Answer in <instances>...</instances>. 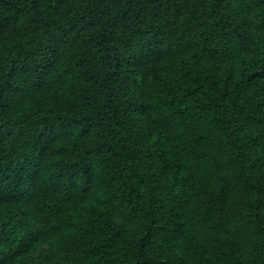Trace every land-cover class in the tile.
<instances>
[{
	"label": "trees",
	"instance_id": "16d2710c",
	"mask_svg": "<svg viewBox=\"0 0 264 264\" xmlns=\"http://www.w3.org/2000/svg\"><path fill=\"white\" fill-rule=\"evenodd\" d=\"M0 264H264V0H0Z\"/></svg>",
	"mask_w": 264,
	"mask_h": 264
},
{
	"label": "snow or ice",
	"instance_id": "6c2138e0",
	"mask_svg": "<svg viewBox=\"0 0 264 264\" xmlns=\"http://www.w3.org/2000/svg\"><path fill=\"white\" fill-rule=\"evenodd\" d=\"M53 135H55V133H53Z\"/></svg>",
	"mask_w": 264,
	"mask_h": 264
}]
</instances>
